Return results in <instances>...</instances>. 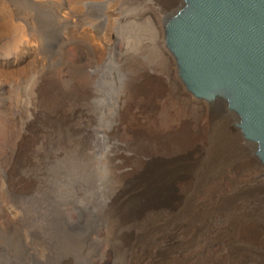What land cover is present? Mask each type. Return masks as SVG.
<instances>
[{"label": "rangeland", "instance_id": "1", "mask_svg": "<svg viewBox=\"0 0 264 264\" xmlns=\"http://www.w3.org/2000/svg\"><path fill=\"white\" fill-rule=\"evenodd\" d=\"M182 3L0 0V264H159L148 262L170 222L187 254L177 264H264V165L225 100L204 103L180 80L164 23ZM146 78L162 94L147 112L140 96L132 100L136 135L150 115L161 134L172 100L194 133L218 128L254 159L231 176L214 168L231 189H254L234 203L257 232L237 261L220 231L226 215L211 206L220 195L181 192L194 184L191 172L206 171L205 144L182 164L128 144V87Z\"/></svg>", "mask_w": 264, "mask_h": 264}, {"label": "water", "instance_id": "2", "mask_svg": "<svg viewBox=\"0 0 264 264\" xmlns=\"http://www.w3.org/2000/svg\"><path fill=\"white\" fill-rule=\"evenodd\" d=\"M165 44L186 89L223 98L264 164V0H183Z\"/></svg>", "mask_w": 264, "mask_h": 264}, {"label": "bare ground", "instance_id": "3", "mask_svg": "<svg viewBox=\"0 0 264 264\" xmlns=\"http://www.w3.org/2000/svg\"><path fill=\"white\" fill-rule=\"evenodd\" d=\"M165 23H164V27H165ZM187 91L190 92L189 90ZM44 92L46 93V90ZM161 94H162V88L158 86V84L156 85V83L153 80L148 79V78H146L145 81H143L141 84H138V85L135 83L129 84L128 103H127V133L130 136H128L127 138L128 144H131L132 146H134L135 152H137L138 154L151 155L152 153H159L166 157L173 155L177 157L176 158L177 162L178 163L181 162V164H182V161L185 159V157H183L184 155H190L192 157H196V154L199 153L204 146H206V152L202 160L203 161L202 166L203 168L206 169V171H204L205 173L201 172L198 174V172L196 173L193 170L194 172H191V174L194 178V184L183 187L181 189V192L182 193L189 192V194L192 195V198H196L197 193H199L201 194V199L207 198L208 200L211 199V196L213 194L220 195L219 199H216L217 201H215L214 204H212L211 206L213 207V209L224 211L223 214L225 213L226 215L225 216V218H227L226 223L223 229H221L220 231L223 235H226L228 238L232 239L233 245L231 247L232 250H230V254H231L230 259L237 261L239 258L238 256L235 255V253L238 251H241L242 254L249 253L251 251L252 245L255 244V241H256L255 237L257 236V232H255V225H252V223L246 220V216L248 214L247 207L242 206L238 209H235L236 207L234 208V205H235L234 203L239 198H244L248 195H251L254 189L251 187L249 188L243 187L241 189H236V190L231 189L232 185L234 184L232 178L225 179V180L222 179L221 177L222 174L220 175V170L218 169L219 167L220 169L221 168L225 169L228 176H231L232 174L243 171L245 168L251 166L252 163L254 162V159L252 156H249L247 153H244V152L237 153L233 147L235 144V139L231 138L230 136H222L218 128L215 129V131L213 130L210 132H208L205 128L204 129L202 128L201 131L194 133L193 130H191V128L189 127L190 121L188 122L186 119H184L180 115V109L178 107V103H176V101L171 102L172 100L170 101L169 104H167V108H164L163 110H161L162 111L161 126L163 129V132L161 134L155 127V123L157 122L150 115L148 116V118L146 119L144 123L139 124L138 125L139 127L137 126L139 130L138 132L140 135L139 136L136 135L133 131L132 126L137 125L136 124L137 121L136 119L133 118V116L129 115V111H128L129 106H132L131 104L132 100L136 98L137 96H140L141 99L138 103L141 109H144V111L147 112L157 107L155 100ZM191 94L195 96L193 93ZM197 98L201 99L204 103L209 102L208 100L204 98H200V97H197ZM245 139L248 141L254 142L247 138ZM216 166H218V169L214 170ZM179 171H181V169H175V171L173 172V176L174 174L177 175ZM202 185H204V187H202ZM201 191L202 193H200ZM192 202L193 204H195L197 200L194 199ZM173 223L174 222H170L168 224L166 223L162 224L163 226L161 227V231L159 232L160 233L159 240L161 237V242L164 241V245L157 246L154 252H152L153 254L151 253L152 254L151 257L148 255L150 257V262L148 263H151L157 260L160 262L159 264H177V262L178 263L180 262L181 258H184L185 256H187L186 252H184L183 250V243L177 242L176 237H174L175 234H174V226H173L174 224ZM163 227L165 228L163 229ZM115 255L116 254H114V256ZM259 255H260L259 257L264 259V250H262L259 253Z\"/></svg>", "mask_w": 264, "mask_h": 264}]
</instances>
